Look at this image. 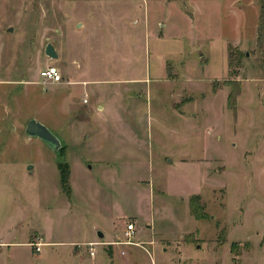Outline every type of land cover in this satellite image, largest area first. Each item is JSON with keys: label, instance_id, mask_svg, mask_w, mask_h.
Here are the masks:
<instances>
[{"label": "rangeland", "instance_id": "rangeland-1", "mask_svg": "<svg viewBox=\"0 0 264 264\" xmlns=\"http://www.w3.org/2000/svg\"><path fill=\"white\" fill-rule=\"evenodd\" d=\"M20 221L32 249L38 227L69 243L135 223L143 247L75 264H264V0H0V235ZM43 247L38 264L75 259Z\"/></svg>", "mask_w": 264, "mask_h": 264}, {"label": "crops", "instance_id": "crops-1", "mask_svg": "<svg viewBox=\"0 0 264 264\" xmlns=\"http://www.w3.org/2000/svg\"><path fill=\"white\" fill-rule=\"evenodd\" d=\"M43 82H46V81H43ZM47 82L51 83L52 85H60L58 83H53V82H49V81H47ZM103 164H107L108 167H110L109 173H112V172L115 173L116 170H115L113 165H110L106 162H104ZM71 173H72V168L70 166V174ZM71 181H72V174H71ZM27 206H28V204L26 202L25 207H27ZM25 207H22L20 209V211L23 212L25 214V216L26 215L29 216V212L25 209ZM44 214L47 217L50 216L49 215L50 212H45ZM21 225H23L22 221L15 222V224L13 226H11L8 230L9 232H12V233L6 232V233L0 235V264H38V263H42V262H45L46 260H48V258H44L43 255L40 254L43 250H41V252L39 254H35V250L32 249L31 246L29 245L31 243L30 242V239H31L30 234L31 233L30 232L27 233V231L25 232V231H22L21 229H19V230L16 229V228L20 227ZM92 229L94 230V232L91 234V236H92L91 238L84 237L86 239H83L82 242L75 241V242H69V243H61V242H58L57 240L52 239L51 237H49L47 235V231L43 227L35 228L32 232L40 231L45 235L44 237H45V239H47L46 240L47 243L45 242L46 245L43 248H46V247L51 248L54 246L64 247L67 244H69L71 246V250L69 252H71V255L76 260L74 259L71 262H68L67 264H75L74 262H78L79 260H81V258H83L82 256H80V252H79L80 250L78 251L77 248L87 246L89 243H95L98 239H101L99 241H101L103 243L110 244V245L114 244V242L122 240L119 237L116 238L115 236L112 237V239L111 238L109 239L108 236H106V234L104 232L99 230L100 229L99 226L98 227L94 226ZM135 229H136V225H135ZM135 235H136V232H135ZM136 243L141 244V242H136ZM108 247H110L112 249L117 248L119 251L121 247H126V246L114 245V246H108ZM132 247L137 248L136 246H132ZM138 248H140V247H138ZM87 251L91 255L89 247H88ZM53 252L54 251H52L50 253H52L57 259L60 258V260L62 261L61 255H59L57 253H53ZM122 254H124V253L122 252ZM95 258H96V254L94 256V259ZM63 264H65V262H63Z\"/></svg>", "mask_w": 264, "mask_h": 264}, {"label": "built area", "instance_id": "built-area-1", "mask_svg": "<svg viewBox=\"0 0 264 264\" xmlns=\"http://www.w3.org/2000/svg\"><path fill=\"white\" fill-rule=\"evenodd\" d=\"M41 78L43 81H49L53 83H58L61 84L63 81V76L61 75L60 71L56 67H47L44 71L41 72ZM89 100L88 98L84 99V103H88ZM124 238L120 241L114 242V244H107L103 242H98V243H89L87 246L89 247V250L91 252V256H95V247H98V245H104V246H114V245H121V246H136V247H143L140 243H136L132 241V238L135 237V223L133 221H130L126 229L123 233ZM45 246V244L42 241L36 242L33 244L35 252L41 251V248Z\"/></svg>", "mask_w": 264, "mask_h": 264}, {"label": "water", "instance_id": "water-1", "mask_svg": "<svg viewBox=\"0 0 264 264\" xmlns=\"http://www.w3.org/2000/svg\"><path fill=\"white\" fill-rule=\"evenodd\" d=\"M46 54L50 58L58 59L59 55L53 44L46 46ZM27 136L29 139L33 137L40 139L44 144L49 146L56 154H59L63 148V143L58 136L46 125L33 118L27 125Z\"/></svg>", "mask_w": 264, "mask_h": 264}, {"label": "trees", "instance_id": "trees-1", "mask_svg": "<svg viewBox=\"0 0 264 264\" xmlns=\"http://www.w3.org/2000/svg\"><path fill=\"white\" fill-rule=\"evenodd\" d=\"M65 147L63 146V148L60 150V153L58 154V157H63V151H64ZM58 170H59V175L61 178V190L63 192L64 195H66L67 197L71 198L72 195V190H71V174H70V165L69 163L65 162H60L58 164ZM198 198L197 197H192L190 199L191 202V214L196 217L197 220H206V215H205V211H204V207L201 206L199 208L198 206V210L197 211V207L195 206V204L198 202Z\"/></svg>", "mask_w": 264, "mask_h": 264}]
</instances>
